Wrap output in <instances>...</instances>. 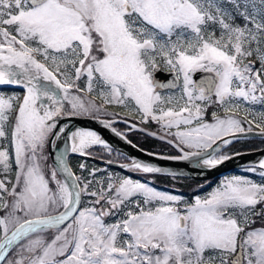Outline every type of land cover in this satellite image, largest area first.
Here are the masks:
<instances>
[{
  "label": "snow or ice",
  "instance_id": "obj_1",
  "mask_svg": "<svg viewBox=\"0 0 264 264\" xmlns=\"http://www.w3.org/2000/svg\"><path fill=\"white\" fill-rule=\"evenodd\" d=\"M253 136L264 0H0V264H264V156L191 194L151 179L207 177Z\"/></svg>",
  "mask_w": 264,
  "mask_h": 264
},
{
  "label": "water",
  "instance_id": "obj_2",
  "mask_svg": "<svg viewBox=\"0 0 264 264\" xmlns=\"http://www.w3.org/2000/svg\"><path fill=\"white\" fill-rule=\"evenodd\" d=\"M158 75H159V77L161 79H166L167 78L166 74H164V73H160ZM75 123H77V124H86L88 126H91V127L95 128L113 146L114 149H116L119 152L124 153L126 156H134V157H138V158H140L142 160H145V161H153L154 163H157V164H159L161 166L169 167L171 169H182V170L186 171L188 169V167H189L185 163H173V162H170V161L155 160L153 157L147 156L145 154V153H147L146 151H140L139 147H136V148L132 147V145L134 143H131V144L126 143L125 141H123V140L119 139L118 137H116L113 133H111L107 129H103L97 124H94V123H91V122H87V121H76ZM250 139H260V138L253 136V137H250L247 140H250ZM262 156H264V149L257 150V151H252V152L242 153V155L236 157L234 160L227 162L225 165L221 166L219 169L215 170L212 173H209L207 175V177L201 176V177H198V178H194L192 180H195V181H198V182H204L205 179H208L210 181L211 180L220 179L224 175H230V174H232V173H234L236 171L242 170V167L243 166H247L248 162H252V161L258 160ZM88 160H91V161H93V162H95L97 164H100V165H103V166H106V167H111V168H114V169H118V168L115 167V165H113V166L107 165L105 159H99V158L93 157V158H89Z\"/></svg>",
  "mask_w": 264,
  "mask_h": 264
},
{
  "label": "trees",
  "instance_id": "obj_3",
  "mask_svg": "<svg viewBox=\"0 0 264 264\" xmlns=\"http://www.w3.org/2000/svg\"><path fill=\"white\" fill-rule=\"evenodd\" d=\"M121 128H124L123 126H120ZM130 140L132 142H134L135 144H137L139 147L145 149V150H150V151H155V152H158V153H166L164 150L161 151L159 150L160 147H167L166 145L162 144V143H159L157 141H154V140H151V139H148V141H142V143H140L138 140H136L135 138L133 137H130ZM258 143H261L259 141H254V142H250V143H243V144H246V145H243L241 149V151H244V150H252V149H255L257 146ZM261 144H264L261 143ZM239 145V144H238ZM250 145V146H248ZM246 146V147H244ZM234 147H237V145H235ZM233 147V148H234ZM232 148V150H233ZM158 149V150H157ZM172 150V149H171ZM98 152H101V153H98V152H95L94 153V157H97V158H100V157H105V159L107 158V155L101 151V150H96ZM103 153V154H102ZM172 154H174V152H172ZM83 158H80V157H73L71 158L70 162H71V165L74 169L78 168V165L82 162ZM87 164L89 167H100V168H106L105 166H102V165H99L97 163H94L93 161L91 160H88L87 159ZM109 168V167H107ZM109 170H114V171H119L118 169H114V168H109ZM155 180H159L161 182H171L172 179L170 177H165V176H155V177H151ZM174 182V181H173ZM177 182V184H181L183 188H186V189H191L190 187L192 186H196L197 184L199 183H203V182H197V181H194V180H183V181H175ZM213 183H215L216 181H212ZM186 189H182L183 192L185 194H191V193H188L187 191H185ZM193 193V192H192Z\"/></svg>",
  "mask_w": 264,
  "mask_h": 264
},
{
  "label": "rangeland",
  "instance_id": "obj_4",
  "mask_svg": "<svg viewBox=\"0 0 264 264\" xmlns=\"http://www.w3.org/2000/svg\"><path fill=\"white\" fill-rule=\"evenodd\" d=\"M143 127H146V128H148V127H152V128H155V129H153V130H156V125H154V124H149V125H145V126H143ZM149 129V128H148ZM132 134V133H131ZM130 134V132H128V134L127 135H131ZM132 135H134L133 136V138H135L136 140H138L139 142L141 141V140H139L141 137H139V136H136V134H132ZM131 135V136H132ZM138 135V134H137ZM244 145H246V144H244ZM248 146H250V145H248ZM244 147H246V146H244ZM158 150V149H157ZM159 150H161V151H165L166 153H168V154H170V153H172L173 152V150H171V148L170 147H160L159 148ZM96 152H98V151H96ZM98 153H101V152H98ZM103 154V153H102ZM241 174H244L243 172L241 173ZM151 179H153V178H151ZM153 182H154V184L157 186V187H159V188H161V189H168V190H172L173 188H179L180 190H184V189H186V188H183L182 187V185L181 184H177V182H173V181H171V182H161V181H159V180H155V179H153ZM191 189H186L185 191H187L188 193H192L193 191H194V189L196 188V186H191L190 187ZM182 190V191H183Z\"/></svg>",
  "mask_w": 264,
  "mask_h": 264
},
{
  "label": "flooded vegetation",
  "instance_id": "obj_5",
  "mask_svg": "<svg viewBox=\"0 0 264 264\" xmlns=\"http://www.w3.org/2000/svg\"><path fill=\"white\" fill-rule=\"evenodd\" d=\"M148 128H149V129H148ZM148 128H147V129L150 130V131H154L153 129H155V128H152V127H148ZM130 134H131V133H130ZM131 135H132V134H131ZM136 136L141 137V138L139 139V140H141L140 143H142V141L145 142V141H148V139H151L150 137H148V136H146V135L144 136V134H143V135H136ZM132 137H133V135H132ZM151 140H152V139H151ZM261 148H264V147H261ZM261 148H260V149H261Z\"/></svg>",
  "mask_w": 264,
  "mask_h": 264
}]
</instances>
